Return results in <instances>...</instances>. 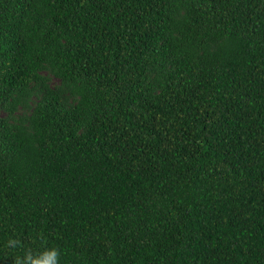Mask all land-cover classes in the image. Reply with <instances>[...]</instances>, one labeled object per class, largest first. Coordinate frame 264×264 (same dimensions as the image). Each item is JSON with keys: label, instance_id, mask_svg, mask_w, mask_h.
Wrapping results in <instances>:
<instances>
[{"label": "trees", "instance_id": "1", "mask_svg": "<svg viewBox=\"0 0 264 264\" xmlns=\"http://www.w3.org/2000/svg\"><path fill=\"white\" fill-rule=\"evenodd\" d=\"M53 247L264 264V0H0V264Z\"/></svg>", "mask_w": 264, "mask_h": 264}, {"label": "clouds", "instance_id": "2", "mask_svg": "<svg viewBox=\"0 0 264 264\" xmlns=\"http://www.w3.org/2000/svg\"><path fill=\"white\" fill-rule=\"evenodd\" d=\"M9 243L15 246L17 241L9 240ZM58 251L53 248H46L38 255L34 256L31 252L25 254L24 258L18 261V264H57Z\"/></svg>", "mask_w": 264, "mask_h": 264}]
</instances>
